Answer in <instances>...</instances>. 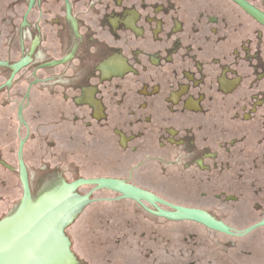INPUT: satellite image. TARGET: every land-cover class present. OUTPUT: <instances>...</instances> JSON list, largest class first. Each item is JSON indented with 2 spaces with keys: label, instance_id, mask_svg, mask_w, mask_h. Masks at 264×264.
Here are the masks:
<instances>
[{
  "label": "flooded vegetation",
  "instance_id": "flooded-vegetation-1",
  "mask_svg": "<svg viewBox=\"0 0 264 264\" xmlns=\"http://www.w3.org/2000/svg\"><path fill=\"white\" fill-rule=\"evenodd\" d=\"M241 2L264 14V0ZM21 165L31 206L57 195L66 167V184L114 179L227 230L81 186L68 196L91 202L65 235L90 207L131 202L141 230L183 224L211 250L178 264H264V23L235 0H0V224L22 205ZM121 179H180L193 202ZM109 232L85 243L82 264L154 263L153 239Z\"/></svg>",
  "mask_w": 264,
  "mask_h": 264
},
{
  "label": "water",
  "instance_id": "water-1",
  "mask_svg": "<svg viewBox=\"0 0 264 264\" xmlns=\"http://www.w3.org/2000/svg\"><path fill=\"white\" fill-rule=\"evenodd\" d=\"M254 19L264 23V14L241 0H235ZM21 64L15 67L14 73ZM21 165L23 202L18 213L5 224H0V264H69L66 249L68 238L65 228L72 218L91 201L90 193L83 196H68L81 186H94L92 192L110 190L121 195L120 199L132 200L142 205V201L151 204L162 217L175 220L199 222L211 229L227 232L221 225L206 218L200 212L171 206L175 212L160 210L156 203L163 201L146 192L114 179H80L64 184L56 196L41 199L36 205H28V183L24 179Z\"/></svg>",
  "mask_w": 264,
  "mask_h": 264
},
{
  "label": "rangeland",
  "instance_id": "rangeland-1",
  "mask_svg": "<svg viewBox=\"0 0 264 264\" xmlns=\"http://www.w3.org/2000/svg\"><path fill=\"white\" fill-rule=\"evenodd\" d=\"M259 3L262 0H254ZM34 106V105H33ZM28 110V109H27ZM30 110V109H29ZM32 111V110H31ZM66 167L59 168L60 177L63 179H53V184L58 185V193L61 191L63 184L69 183L73 179H65L67 176ZM123 171V170H122ZM121 173L120 171H118ZM124 172V171H123ZM122 172V173H123ZM128 180L129 182H134L135 184L146 187L149 190L155 191L156 193L162 195L164 198L170 200L173 203H187V201L193 202V200L184 198L183 194L180 192V179H121ZM52 185V184H51ZM257 185V184H256ZM50 186V184H49ZM51 187V186H50ZM49 187V188H50ZM86 188H81L76 194H82L86 192ZM250 198L253 197V194H249ZM99 196L112 197L113 194L109 192H102ZM16 197L20 198V193L16 192ZM248 198V199H250ZM254 201V200H252ZM243 203H248L247 201H240L238 205L240 208L248 207L252 203L244 205ZM252 206V205H251ZM250 206V207H251ZM98 208V210H96ZM103 208V209H102ZM112 208L117 210L118 213L123 214L122 216L116 218L117 221H112L110 215L108 214ZM136 210V206L131 202H119L113 205H94L88 210L81 212L76 216L72 225L66 231L67 238L73 242L74 253L77 257L78 264L83 263L84 256V245L89 240H100L103 241L107 239V235L113 233V237L110 239H121V240H150L154 241V253H153V264H164L166 261H171L172 264H178L190 260H195V257L201 256L203 253L205 256L207 253H211V250L201 251L199 247H202V244H199L197 238L195 237V230L189 227H185L183 224H171L166 223L161 220H155L154 224L149 223V229L140 228L139 218H135L133 215ZM98 212H102L100 216H93L92 219L87 221V218L91 215H94ZM111 212V211H110ZM110 219V220H109ZM136 219V220H135ZM87 224H90V227H87ZM133 227L137 230H132ZM106 231V232H105ZM138 231V232H136ZM143 235V236H141ZM211 241V237H208ZM223 239V238H222ZM252 239V238H251ZM170 240V250L166 249L165 241ZM181 241V244H180ZM168 245V243H167ZM208 245V244H207ZM205 246V245H203ZM142 255H139V262L143 261ZM94 264V261H92ZM143 263V262H142Z\"/></svg>",
  "mask_w": 264,
  "mask_h": 264
}]
</instances>
